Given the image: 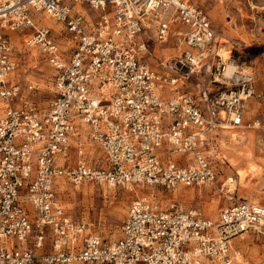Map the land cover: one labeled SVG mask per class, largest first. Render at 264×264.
<instances>
[{"label":"built area","instance_id":"1","mask_svg":"<svg viewBox=\"0 0 264 264\" xmlns=\"http://www.w3.org/2000/svg\"><path fill=\"white\" fill-rule=\"evenodd\" d=\"M12 34L53 69L44 107L12 79L19 66ZM170 43L178 52L166 55ZM258 47L264 58V41ZM253 48L223 38L191 0H0V264L243 258L232 239L264 235V204L236 197L211 219L173 194L214 183L226 163L218 129L260 131L264 160ZM64 182L133 191L116 239L67 215L58 197ZM234 189L225 194L233 198Z\"/></svg>","mask_w":264,"mask_h":264},{"label":"rangeland","instance_id":"2","mask_svg":"<svg viewBox=\"0 0 264 264\" xmlns=\"http://www.w3.org/2000/svg\"><path fill=\"white\" fill-rule=\"evenodd\" d=\"M191 1L207 12L211 22L223 38L244 40L253 44L250 60L256 74V89L264 90V58L260 56L258 47V44L264 41V0ZM81 7L85 8L84 5ZM11 36L16 50L15 56L19 60L18 69L13 73L12 79L18 80L23 94L27 95L26 99L32 101L37 107H44L52 98L53 69L47 64L44 55L35 48L24 46L22 35L12 34ZM165 49L163 52L166 51L167 54L164 52L166 55L178 52L173 43L168 44ZM28 85L34 86L30 92H27ZM195 85H198V82ZM257 99L258 97L254 98L253 102H257ZM252 112L254 110L252 111L251 108L248 113L249 117ZM230 130L241 134L239 137L241 141L235 145L237 149L244 152L243 156L246 153H252V157H241L240 160H236L233 152H226L228 162L233 165L229 168L227 162L222 167L219 164L222 172L213 184L193 187L195 191L189 188H186L189 189L187 191L186 189L179 190L180 194H184L181 200L183 207L199 208L206 215L215 218L219 209L232 205L236 197L253 199V201L264 204V170L262 174L254 175L255 177L248 175L243 181H240L234 173V169L246 167L249 161L257 164L262 162L263 158L258 151L259 136L249 131V128ZM230 137L231 133L227 132L226 140H224L227 144L223 146L226 150V145H231ZM91 154L94 158L99 157V148L93 147ZM225 175H231L234 180L225 183ZM62 184H65L66 189L60 185L58 197L69 215L90 223L91 231L107 240H114L118 237L127 205L134 196L133 191L118 186L107 187L90 183L79 186L68 182ZM234 185L233 198H230L225 194V189L226 187L232 189ZM222 186L224 189L221 191ZM179 193L175 192V195L178 196ZM232 241L243 252V258H239L235 264H264V235L247 232L243 238L236 236Z\"/></svg>","mask_w":264,"mask_h":264},{"label":"bare ground","instance_id":"3","mask_svg":"<svg viewBox=\"0 0 264 264\" xmlns=\"http://www.w3.org/2000/svg\"><path fill=\"white\" fill-rule=\"evenodd\" d=\"M46 20H49V21H46ZM43 22L44 23H47V24H51V20L48 18V17H45L44 19H43ZM164 50H166V49H164ZM164 52H166V51H164ZM166 54H167V52H166ZM231 68H232V65L231 64H229L228 65V67H227V71H228V73L230 72V70H231ZM1 106V105H0ZM230 133H231V138H232V141H231V145H228V149H227V151L230 153V152H233L234 153V159H236V160H240V158L242 157V158H251L252 157V153H246L244 156L242 155L244 152L243 151H241V150H238L237 149V147L235 146L236 145V143L238 142V141H236L239 137H241L240 135L239 136H237V133L235 132V131H231L230 130ZM238 146V145H237ZM248 150V149H247ZM242 155V156H241ZM224 156V155H223ZM226 156V155H225ZM226 160H228V159H226ZM226 160H225V162H226ZM248 163V165L246 166V167H238L237 169H236V171H235V173H236V175H237V177L239 178V180L240 181H243V180H245L246 178H247V176L248 175H251V176H254V175H257V174H262L261 172L264 170V160L262 159V162L260 163V164H257V163H255V162H253V161H249V162H247ZM246 163V164H247ZM236 164V163H235ZM223 165L221 164V167H222ZM237 166V165H236ZM241 166V165H240ZM230 177H232V176H230ZM255 177V176H254ZM251 178V177H250ZM252 179V178H251ZM250 179V180H251ZM264 179V178H263ZM231 179L228 177L227 179H225V181H227V182H229ZM232 180H234L233 179V177H232ZM247 185V184H246ZM61 187H63V188H65V184H61ZM66 189V188H65ZM256 202V201H255ZM215 219V218H214ZM241 238H243V235L241 236Z\"/></svg>","mask_w":264,"mask_h":264},{"label":"crops","instance_id":"4","mask_svg":"<svg viewBox=\"0 0 264 264\" xmlns=\"http://www.w3.org/2000/svg\"><path fill=\"white\" fill-rule=\"evenodd\" d=\"M188 86H186L185 88H187ZM190 88V87H189ZM195 88V87H194ZM188 89V88H187ZM195 91H196V88H195ZM259 106V104H258V102H253L252 103V105H251V108H252V111L254 110H256V108ZM235 130H238V129H235ZM218 131V133H219V137H221L222 138V146H225V144H227V143H225V141L224 140H226V135H227V132L228 133H230V130H222V129H218L217 130ZM249 131H252V133H256V134H258V136L260 137L261 136V132L260 131H258V130H253V129H249ZM236 133H237V131H235ZM241 136V134H239V133H237V136ZM231 138V137H230ZM241 139V138H240ZM229 141H232V138L229 140ZM236 141H238L237 143H239L241 140H239V138L236 140ZM229 143H231V142H229ZM236 143V144H237ZM227 146V149H228V145H226ZM224 148V147H223ZM226 150V148H224V152H223V155H224V157L226 158V159H228V155L226 154V152H228L227 150ZM226 155V156H225ZM226 162H227V164H228V167L230 168L233 164H230L229 162H228V160H226ZM221 170H222V168H220ZM232 169H233V167H232ZM220 170V172L218 173V175L219 174H221V171ZM235 171H236V169H234V173H235ZM236 174V173H235ZM217 175V176H218ZM226 176H228V177H230L231 175H225V178H226ZM225 183H226V181H225ZM186 188H189V189H192V190H194V188L192 187V188H190V187H186ZM186 188H179L178 190H175V192H178L179 193V190L180 189H186ZM189 189H186V191L187 190H189ZM195 191V190H194ZM175 192H174V197L178 200V202L180 203V205L182 206V203H181V200H182V196L184 195V194H180L179 193V195L178 196H176L175 195ZM187 194V193H186ZM253 200V199H252ZM183 207V206H182ZM184 209H187V208H193V206H189V207H183ZM67 215L69 216V217H72L71 215H69L68 213H67ZM204 215L205 216H207L208 218H211V219H214L213 217H211V216H208V215H206L205 213H204ZM73 218V217H72ZM216 218V217H215ZM234 239V238H233ZM233 242V241H232ZM234 243V242H233ZM236 245V244H235Z\"/></svg>","mask_w":264,"mask_h":264}]
</instances>
